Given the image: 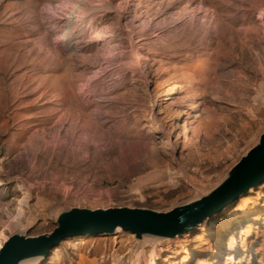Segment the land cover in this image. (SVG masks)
Segmentation results:
<instances>
[{
  "label": "rangeland",
  "instance_id": "374dc122",
  "mask_svg": "<svg viewBox=\"0 0 264 264\" xmlns=\"http://www.w3.org/2000/svg\"><path fill=\"white\" fill-rule=\"evenodd\" d=\"M104 1L0 0V247L71 207L196 200L264 133V0H108L81 43L59 41L55 22ZM113 249L122 264H264V181L192 233L65 240L39 264H112Z\"/></svg>",
  "mask_w": 264,
  "mask_h": 264
},
{
  "label": "water",
  "instance_id": "95a60500",
  "mask_svg": "<svg viewBox=\"0 0 264 264\" xmlns=\"http://www.w3.org/2000/svg\"><path fill=\"white\" fill-rule=\"evenodd\" d=\"M263 181L264 133L223 183L196 200L167 211L135 206L64 209L56 218V228L49 233L8 236L0 247V264H39L63 241L82 237L128 232L140 242L174 239L196 231L206 220ZM33 259L37 261L34 263Z\"/></svg>",
  "mask_w": 264,
  "mask_h": 264
},
{
  "label": "bare ground",
  "instance_id": "6f19581e",
  "mask_svg": "<svg viewBox=\"0 0 264 264\" xmlns=\"http://www.w3.org/2000/svg\"><path fill=\"white\" fill-rule=\"evenodd\" d=\"M111 12H113V11H112V7L110 5V2L108 0H106V1H104V5L102 7H100L97 12L83 11L82 9H79V11L77 13H75L74 15H72L70 17H64V18L62 17V19H60L58 22H55V23L58 24L59 22H62L64 26H67L70 28V31H67L66 33H64L59 41L63 42L64 44L69 43V44H73V45H78L85 38L86 34L92 28L95 27V24L97 22H99L100 20L104 19L105 17L109 16ZM114 12H116L115 14L118 17H121L122 14L119 10H114ZM132 31H134V30H133V25L131 24L128 26L127 32L125 34L123 33V35L127 39L128 43L130 44L131 49L133 50L134 47L137 46V44L134 42V38H133L134 35H133ZM121 37H122V32L121 33L115 32V34L112 35L111 39L112 40H118ZM134 54H136V53H134ZM104 58L106 59L104 63H109V65H108L109 67L113 65L111 63L110 59H107L106 57H104ZM109 67H107V69H106L107 73L110 72ZM179 88H181V86L178 85L177 83H175L173 89H171L170 94H174V92L178 91ZM173 98H174V96H170L169 99H173ZM152 101L154 104L155 103L154 97H152ZM52 255L55 258H56V256H58L56 251H55V253L53 252ZM32 261L35 263L37 261V259H33Z\"/></svg>",
  "mask_w": 264,
  "mask_h": 264
},
{
  "label": "built area",
  "instance_id": "2783aa9c",
  "mask_svg": "<svg viewBox=\"0 0 264 264\" xmlns=\"http://www.w3.org/2000/svg\"><path fill=\"white\" fill-rule=\"evenodd\" d=\"M79 243H80V242H77V245L74 246L75 249H79ZM82 244H83V242L81 243V245H82ZM93 247H94V244L91 245V246L86 247V248H85V252H86L87 254H91L92 251H93ZM75 251H76V250H75ZM52 256H53V255L49 256V259H50ZM104 258L107 259V260L111 259V260H112V264H114V263H115V264H119V263L122 264V263L126 262V260H124V258H125V254H121V253L117 252V251L114 250V249H113V251H109L107 254H106V253L102 254V255H101V259L104 260Z\"/></svg>",
  "mask_w": 264,
  "mask_h": 264
},
{
  "label": "crops",
  "instance_id": "0c3cea01",
  "mask_svg": "<svg viewBox=\"0 0 264 264\" xmlns=\"http://www.w3.org/2000/svg\"><path fill=\"white\" fill-rule=\"evenodd\" d=\"M78 264H93V263H92V259L90 258V259L80 260Z\"/></svg>",
  "mask_w": 264,
  "mask_h": 264
}]
</instances>
